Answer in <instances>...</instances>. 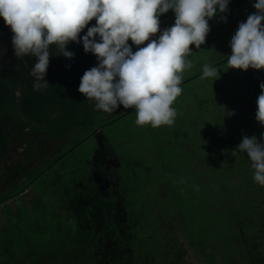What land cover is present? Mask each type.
I'll return each instance as SVG.
<instances>
[{
	"label": "trees",
	"instance_id": "obj_1",
	"mask_svg": "<svg viewBox=\"0 0 264 264\" xmlns=\"http://www.w3.org/2000/svg\"><path fill=\"white\" fill-rule=\"evenodd\" d=\"M255 2L230 0L228 12L217 16L229 15L232 18L225 24H233V19L240 16L235 11L244 14ZM167 17L166 28H170L175 21L172 10L158 18ZM95 24L93 19L87 27ZM87 27L81 36L86 34ZM128 43L135 52L149 41L138 46L131 40ZM5 47L8 52L14 51L12 41H6ZM68 50L75 53L73 59L63 55L50 58L45 76L49 86L40 91L33 90L34 78L29 66L22 65L14 55L5 57L9 69L0 73V119L1 122L12 120L14 129L12 133L0 132V156L9 151L15 138L22 144H32L25 136L27 132L57 142L56 152L61 147L67 150L57 156L56 152L43 156V162L36 157L35 150L17 161L11 173L22 178L0 193L2 209L12 205L18 211V203L29 197L30 189L37 185L41 188L39 196H47L40 186L47 176L45 173L60 164L65 154L90 134L102 130L101 119L108 117V121H114L132 110L122 105L112 113L95 110L96 102L88 100L78 88L81 77L97 65V59L92 53L84 52L82 43L70 42ZM33 58L27 59L35 63ZM244 77L250 80L242 100L246 111L239 110L237 118L229 117L228 123L221 124L219 133L232 138L229 140L232 143L228 142L229 153L243 135L255 134L259 138L264 133V127L256 121V99L264 73L257 70L252 74L248 69ZM109 156L111 166L99 162L101 168L94 171L93 179L78 184L76 191L69 186L70 182L67 195L63 194L60 181L52 186L49 195L54 202H48L49 206L40 202L38 212L25 218L28 221L25 231L15 227L9 230L2 222L1 231L17 233L18 246L13 249L5 242L0 243V264H184L186 248L178 233L203 260L216 258L219 264L234 256L247 264H264V186L253 179L254 169L246 153L238 151L224 162L209 156V163L197 165L195 168L207 167V186L203 177L196 175V169L190 175L194 179L188 182L183 178L186 181L180 182L181 172H173L172 168H168L165 180L156 185L153 175L149 177L148 168L141 167V162L131 160L123 168L120 155ZM28 159L36 164L27 167ZM167 162L182 165L178 159L172 161V156ZM205 192L217 214L209 211L211 206L207 202L202 210L200 198ZM48 211L51 217H47ZM38 217L40 222L35 221Z\"/></svg>",
	"mask_w": 264,
	"mask_h": 264
},
{
	"label": "clouds",
	"instance_id": "obj_2",
	"mask_svg": "<svg viewBox=\"0 0 264 264\" xmlns=\"http://www.w3.org/2000/svg\"><path fill=\"white\" fill-rule=\"evenodd\" d=\"M230 0H0V17L13 33L17 59L34 57L30 75L33 90L49 86L45 79L50 58L73 59L70 42L83 44L97 65L85 71L78 88L95 110L116 112L119 106L135 109L138 125L153 128L171 125L176 111L171 107L181 94V75L190 61V45L197 49L210 32L209 21L227 13ZM254 12L241 22L231 37L227 56L230 68L264 69V0H256ZM172 10L173 26L161 31L160 15ZM95 19L96 24L87 27ZM223 22L227 17L221 15ZM87 27L85 35L80 34ZM160 32L157 39L133 52ZM220 75L217 67L205 64L204 77ZM256 121L264 127V82L259 84ZM226 112V111H225ZM235 115V110L226 112ZM143 130V129H142ZM244 152L252 162L253 179L264 186V133L243 135L231 155Z\"/></svg>",
	"mask_w": 264,
	"mask_h": 264
},
{
	"label": "rangeland",
	"instance_id": "obj_3",
	"mask_svg": "<svg viewBox=\"0 0 264 264\" xmlns=\"http://www.w3.org/2000/svg\"><path fill=\"white\" fill-rule=\"evenodd\" d=\"M246 11L244 14L238 10L235 11L240 16L233 19L235 21L230 25H226L221 16L211 19L209 21L210 32L205 37V43L200 46V49H197L195 45H190L191 50L185 60L190 61L191 66L186 67L180 73L182 79L179 87L182 91L171 105L176 111V117L171 125L165 124L158 128H153L151 124L138 125L136 123L137 112L134 108L114 121H108V117L101 119L104 124L102 130L90 134L88 138L65 154L60 164L45 173L47 176L40 186L43 187L47 196H39L41 188L37 185L30 189L29 197H25V200L18 203V211L14 210L12 205L0 208V243L5 242L7 247L13 249L18 246L17 233L13 235L10 231H1L2 222L9 226V230L11 227H15L16 230L23 228L25 231L28 225L27 217L38 212L40 202L43 205L54 202L49 195L52 186L58 185V181H60L63 194L67 195L66 191L70 189L67 185L70 182L69 186L73 191H76L78 184L90 182L93 179L94 171L101 168V165L98 166L99 162H106V166H111H109L110 153L120 155L121 160L124 161L123 168H126L125 162L128 164L131 160H135L137 163L141 162V167L145 165L148 168L149 177L151 174L153 175V182L156 185L165 180L168 168H172L173 172L177 170L181 172V175L178 176L180 182L186 181L183 178H187L188 182L194 179L190 175L192 170L196 169V175L203 177V182L207 186V167H195L209 163V156L221 159L223 162L228 160L227 158H231V153L228 152L231 151L228 149V142L232 143L229 141L232 138L219 134L222 131L221 124L228 123L229 117L237 118L236 114L238 113L237 116H239V110L246 111L242 100L244 96L246 97L250 80L248 79V83L244 77V70L230 68L227 63V56L231 55L229 47L231 37L235 34L239 23L245 22L248 15L255 9L247 8ZM226 17L227 21L232 18L229 15ZM162 21V25L166 29L169 17ZM262 25H264V21H262ZM12 36L10 26L6 25L3 17H0V73L9 69V66L7 67L9 65L7 64L8 58L5 57L14 55V51L8 52L5 47L6 41H12ZM14 57L17 60L15 55ZM27 58L29 57L21 58L19 62L32 68L34 62L31 60L30 62ZM205 64L217 67L220 75L204 77L203 67ZM215 64L216 66H214ZM14 67L15 64L12 65V71L15 69ZM249 71L255 74L257 70L249 68ZM258 71L261 74L264 73V69ZM196 74L199 75L194 76ZM232 110H235V115L227 116L226 112ZM11 121L2 119L1 122L0 119V132L12 133L14 125ZM91 129L90 127L87 131L89 132ZM217 135L220 136L217 138ZM25 136L31 140L32 144H22L20 139L15 138L11 142L9 151L0 156V193L22 178L19 174L11 173V168L17 161L25 159L28 153L37 150L36 157L43 162V156H51L56 152L57 142L53 143L35 137L30 132H27ZM66 150L67 147L66 149L61 147L56 152V156L63 154ZM169 156H172V161L178 159L182 165L176 166L167 162ZM222 161L219 162L222 163ZM26 164L28 167L36 163L33 159H28ZM184 170L186 172L182 173ZM209 180L212 181L215 178ZM206 197L207 193L205 192L200 198L203 199L200 202L202 210L204 211L205 202H207L211 206L209 211L212 210L217 214V208ZM14 204L16 203L14 202ZM203 216L206 217L204 214ZM47 217H51L50 211H48ZM35 221L40 222L39 217ZM178 237L186 248L184 264L218 263L216 258L212 261L205 257L203 260L201 254L190 248L187 239L182 234L178 233Z\"/></svg>",
	"mask_w": 264,
	"mask_h": 264
},
{
	"label": "crops",
	"instance_id": "obj_4",
	"mask_svg": "<svg viewBox=\"0 0 264 264\" xmlns=\"http://www.w3.org/2000/svg\"><path fill=\"white\" fill-rule=\"evenodd\" d=\"M219 264H247V262L239 261L236 257L231 256L227 261H220Z\"/></svg>",
	"mask_w": 264,
	"mask_h": 264
},
{
	"label": "built area",
	"instance_id": "obj_5",
	"mask_svg": "<svg viewBox=\"0 0 264 264\" xmlns=\"http://www.w3.org/2000/svg\"><path fill=\"white\" fill-rule=\"evenodd\" d=\"M161 21V23H160V29H161V31L162 30H164V27H163V25H162V20H160ZM159 34H160V32H158V33H156L154 36H151L150 38H149V42H152V40H155V39H157L158 37H159Z\"/></svg>",
	"mask_w": 264,
	"mask_h": 264
}]
</instances>
